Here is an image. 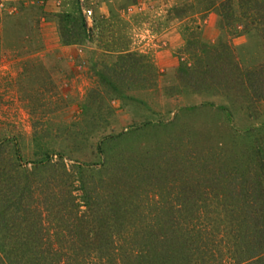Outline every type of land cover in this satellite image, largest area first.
<instances>
[{
    "label": "rangeland",
    "instance_id": "374dc122",
    "mask_svg": "<svg viewBox=\"0 0 264 264\" xmlns=\"http://www.w3.org/2000/svg\"><path fill=\"white\" fill-rule=\"evenodd\" d=\"M208 6L0 0V64L36 58L0 74L6 153L18 149L26 167L59 153L68 167L96 165L89 207L109 220L113 196L143 221L166 218L158 214L164 210L228 203L212 194L226 195L228 175L248 170L247 156L264 149V86L246 85L237 71L263 65L264 44L254 32L221 31ZM79 17L85 35L64 44L60 28ZM182 66L189 76L178 72ZM122 159H129L126 170L117 168ZM82 194L74 189L80 213L88 207Z\"/></svg>",
    "mask_w": 264,
    "mask_h": 264
},
{
    "label": "trees",
    "instance_id": "16d2710c",
    "mask_svg": "<svg viewBox=\"0 0 264 264\" xmlns=\"http://www.w3.org/2000/svg\"><path fill=\"white\" fill-rule=\"evenodd\" d=\"M208 3L221 31L254 32L264 44V0ZM68 23L71 29L60 28L62 41L78 43L86 23L81 17ZM237 71L246 85L264 86V64ZM178 72L190 75L187 66ZM6 141H0V264H264L263 148L247 156L248 170L228 175L226 195L212 194L226 198L225 205L184 206L158 213L166 218L143 221L132 219L140 212L122 207L116 196L107 209L112 220L89 207L96 165L68 167L59 153L26 167L18 149L6 153ZM127 166L129 159H122L117 168ZM74 189L82 190V203L88 205L83 213Z\"/></svg>",
    "mask_w": 264,
    "mask_h": 264
},
{
    "label": "crops",
    "instance_id": "0c3cea01",
    "mask_svg": "<svg viewBox=\"0 0 264 264\" xmlns=\"http://www.w3.org/2000/svg\"><path fill=\"white\" fill-rule=\"evenodd\" d=\"M68 48V47H67ZM37 54V53H36ZM45 54V53H44ZM44 54H42V56L40 57V59L41 60H39L38 62H40L41 64L40 65H42L41 66V68L44 70V67L43 66H45V56H44ZM39 55V54H38ZM29 58L30 57H32V59L33 60H35L36 58H33V56H28ZM28 57H24V58H22V57H19V58H17V59H13V58H11V59H9V60H6V61H3L2 62V64H0V74H8V73H10V74H13L14 73V69H13V66L15 65H20V64H22V61H27L29 58ZM36 57V56H35ZM30 60V59H29ZM8 69V70H7ZM2 71H4V72H8V73H1ZM43 73H44V71H43ZM42 73V74H43ZM44 75V74H43ZM48 77V76H47ZM41 79V78H40ZM42 80H44L43 78H42ZM47 80H49V77L47 78ZM36 124H37V122H36ZM33 140V143L34 144H36L37 146L39 145V141H38V135H34L33 136V138H32Z\"/></svg>",
    "mask_w": 264,
    "mask_h": 264
}]
</instances>
